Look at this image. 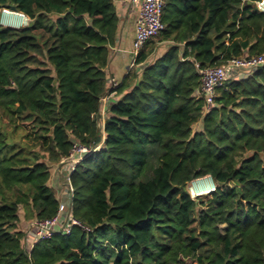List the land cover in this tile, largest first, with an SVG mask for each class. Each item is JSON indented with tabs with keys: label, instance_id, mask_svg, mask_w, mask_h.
<instances>
[{
	"label": "trees",
	"instance_id": "16d2710c",
	"mask_svg": "<svg viewBox=\"0 0 264 264\" xmlns=\"http://www.w3.org/2000/svg\"><path fill=\"white\" fill-rule=\"evenodd\" d=\"M258 1L163 0L167 45L138 51L100 126L114 0H0L28 18L0 24V264H264V64L209 110L199 94L200 70L264 55ZM75 146L89 151L69 174L82 226L29 249L18 209L58 214L50 169ZM203 177L214 190L191 197Z\"/></svg>",
	"mask_w": 264,
	"mask_h": 264
},
{
	"label": "built area",
	"instance_id": "2783aa9c",
	"mask_svg": "<svg viewBox=\"0 0 264 264\" xmlns=\"http://www.w3.org/2000/svg\"><path fill=\"white\" fill-rule=\"evenodd\" d=\"M131 3H137L139 5L137 18L134 24V38L132 40V50L131 53L135 57L138 51L143 47V45L157 37V35L163 29L162 23V10L164 6L163 0H129ZM259 11L264 12V0L258 1L256 3ZM18 14L22 17V22L18 26H13L12 23H4L0 19V23L8 27L21 28L25 27L28 24V18L22 13L15 12L13 10L2 9L1 18L4 13ZM264 64V55H257L252 57H234L226 61L225 64L220 66L208 67L206 69L200 70L201 82L199 87V94L203 96L206 109L209 110L212 107V102L215 97L216 89L220 87L223 82L229 77L230 69L244 70L251 72L256 67ZM115 87V85H113ZM112 87V88H113ZM113 94L107 92L101 99V108H100V121L99 125H103L104 113L106 109V104L110 101V97ZM89 151L82 146H75L72 150L69 159H65L69 163V174L73 171L75 165L79 160ZM63 161V162H64ZM212 183V181H211ZM214 184L209 191L214 190ZM67 191L70 195L68 198L69 203L64 204L60 203L58 214L52 219L46 220H35L31 226L33 243L29 244V249L33 246L34 243L41 241L43 239L50 238L55 232L60 233H69L72 227L82 225L72 217L70 209V201L72 195V189L68 184ZM64 214V219L60 220V216ZM83 229H86L83 227Z\"/></svg>",
	"mask_w": 264,
	"mask_h": 264
},
{
	"label": "crops",
	"instance_id": "0c3cea01",
	"mask_svg": "<svg viewBox=\"0 0 264 264\" xmlns=\"http://www.w3.org/2000/svg\"><path fill=\"white\" fill-rule=\"evenodd\" d=\"M114 3L120 18V30L118 32L116 45L112 48L110 53V61L105 69L108 78V92L112 89L113 85L116 87L121 83L122 79L133 65L134 56L131 53L132 40L134 38V24L139 8L137 3H131L129 0H114ZM246 74L247 71L244 70L233 68L229 70V76L232 78H242ZM114 97L115 96L112 95L110 99ZM68 176L69 163L67 161H62L58 165L56 164L51 166L49 186L53 188L55 197L59 203H69L67 198ZM63 178L66 180L63 181ZM19 210L21 211V214L18 215L17 229L24 232L25 242H29V244L33 243L34 238L31 226L35 219L31 216L28 218L24 217V208H22V206L19 207ZM63 219L64 214L60 216V220Z\"/></svg>",
	"mask_w": 264,
	"mask_h": 264
},
{
	"label": "bare ground",
	"instance_id": "6f19581e",
	"mask_svg": "<svg viewBox=\"0 0 264 264\" xmlns=\"http://www.w3.org/2000/svg\"><path fill=\"white\" fill-rule=\"evenodd\" d=\"M4 23H12L13 26H18L22 22V17L18 14L4 13L1 18ZM212 183L209 179H204L203 181H198L194 183L192 193L194 195L206 194L210 191Z\"/></svg>",
	"mask_w": 264,
	"mask_h": 264
},
{
	"label": "rangeland",
	"instance_id": "374dc122",
	"mask_svg": "<svg viewBox=\"0 0 264 264\" xmlns=\"http://www.w3.org/2000/svg\"><path fill=\"white\" fill-rule=\"evenodd\" d=\"M2 11V10H1ZM1 24V23H0ZM2 26H6V25H3V24H1ZM153 43H155L154 45H155V50H154V53H153V57L155 56V55H158V54H160V50L161 49H163V48H165V46L167 45V42H160L159 41V37H155L153 40ZM155 54V55H154ZM200 128V125H199V123H197V124H195L194 126H193V129H195V130H197V129H199ZM204 179H208L207 177H203V178H200V179H196V180H194L193 182H191L190 183V185L188 186V193L190 194V196L191 197H193V198H196V197H202V198H206V197H208V195H209V192L208 193H206V194H202V195H194L193 193H192V189H193V187H194V183L195 182H198V181H203ZM66 179L65 178H63V181H65ZM212 183H213V181H212ZM214 184V183H213ZM70 197V195H69V193H68V191H67V198H69ZM23 208V207H22ZM24 211V217H26V211L25 210H23ZM21 214V211L18 209V215H20ZM24 244H25V246L27 247V246H29V242H25L24 241Z\"/></svg>",
	"mask_w": 264,
	"mask_h": 264
},
{
	"label": "water",
	"instance_id": "95a60500",
	"mask_svg": "<svg viewBox=\"0 0 264 264\" xmlns=\"http://www.w3.org/2000/svg\"><path fill=\"white\" fill-rule=\"evenodd\" d=\"M0 19H1V16H0ZM85 155H86V154H85ZM207 178H208L210 181H212L210 177H207Z\"/></svg>",
	"mask_w": 264,
	"mask_h": 264
}]
</instances>
